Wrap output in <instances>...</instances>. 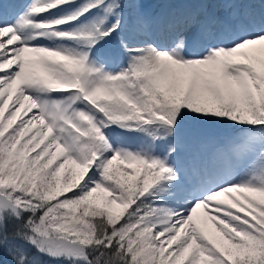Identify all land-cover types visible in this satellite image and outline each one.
Segmentation results:
<instances>
[{
  "label": "snow or ice",
  "instance_id": "obj_1",
  "mask_svg": "<svg viewBox=\"0 0 264 264\" xmlns=\"http://www.w3.org/2000/svg\"><path fill=\"white\" fill-rule=\"evenodd\" d=\"M0 264H264V0H0Z\"/></svg>",
  "mask_w": 264,
  "mask_h": 264
},
{
  "label": "rangeland",
  "instance_id": "obj_2",
  "mask_svg": "<svg viewBox=\"0 0 264 264\" xmlns=\"http://www.w3.org/2000/svg\"><path fill=\"white\" fill-rule=\"evenodd\" d=\"M209 227H211V225L209 224Z\"/></svg>",
  "mask_w": 264,
  "mask_h": 264
}]
</instances>
